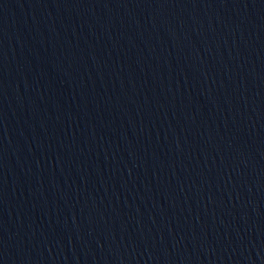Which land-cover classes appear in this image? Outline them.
Here are the masks:
<instances>
[{
	"label": "water",
	"instance_id": "obj_1",
	"mask_svg": "<svg viewBox=\"0 0 264 264\" xmlns=\"http://www.w3.org/2000/svg\"><path fill=\"white\" fill-rule=\"evenodd\" d=\"M0 264H264V0H0Z\"/></svg>",
	"mask_w": 264,
	"mask_h": 264
}]
</instances>
